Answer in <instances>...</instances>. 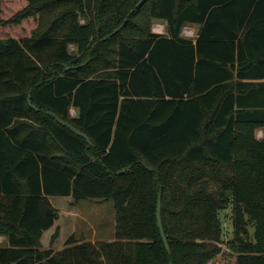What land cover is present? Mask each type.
<instances>
[{
  "label": "trees",
  "instance_id": "trees-1",
  "mask_svg": "<svg viewBox=\"0 0 264 264\" xmlns=\"http://www.w3.org/2000/svg\"><path fill=\"white\" fill-rule=\"evenodd\" d=\"M27 1L37 30L0 39V264H209L228 208L235 264H264V0ZM54 197L114 200L115 238H62Z\"/></svg>",
  "mask_w": 264,
  "mask_h": 264
},
{
  "label": "rangeland",
  "instance_id": "rangeland-1",
  "mask_svg": "<svg viewBox=\"0 0 264 264\" xmlns=\"http://www.w3.org/2000/svg\"><path fill=\"white\" fill-rule=\"evenodd\" d=\"M2 18L4 24L0 28V39H7L9 37L22 38L24 36H31L39 27L40 14L36 13L28 17L20 18L14 21L17 13L24 9L28 1L27 0H2ZM12 20V21H10ZM165 24L160 21L153 23V31L165 33L166 28L162 25ZM159 27H163L159 30ZM197 34V29L194 26L186 25L183 29L182 35L184 37L194 38ZM75 46L71 45L70 50L74 51ZM72 114H75V110H71ZM264 127L256 130L258 138L263 137L262 132ZM52 203L60 211V220H58V228L63 227L66 238L72 234L77 239H86L95 237V242L110 241L115 238L116 233V209L114 200H92L82 199L77 201L73 206L70 201L71 197L51 198ZM232 210L228 208L221 212V218L223 221V242L220 246L223 248L221 254L213 259L209 264H235V255L229 249V243L233 239L234 227L231 222ZM56 228V227H55ZM54 228V230H55ZM244 232L253 233V228L243 225ZM6 239L0 236V245H6ZM60 249V248H59Z\"/></svg>",
  "mask_w": 264,
  "mask_h": 264
},
{
  "label": "water",
  "instance_id": "water-1",
  "mask_svg": "<svg viewBox=\"0 0 264 264\" xmlns=\"http://www.w3.org/2000/svg\"><path fill=\"white\" fill-rule=\"evenodd\" d=\"M141 4V3H140ZM138 4V5H140ZM28 101H29V104L38 109V107H36V105H34L32 103V90L30 91V94L28 96ZM51 116H53L54 118H56V120L62 124L63 126L65 127H68L71 131H73L75 134L77 135H80L82 137H84L88 143L90 145H94L93 141L90 139V137L85 133L83 132L82 130H80L79 128H77L76 126H74L72 123L60 118L56 113L52 112V111H49L48 112ZM126 171V168L118 171V173H121V172H125ZM162 198H161V193L159 194V198H158V206H157V221H158V226H159V229H160V232H161V236L163 238V241H164V244H165V247L167 249V251L169 253H171V248H170V244H169V241H168V238L166 236V233H165V230H164V225H163V220H162Z\"/></svg>",
  "mask_w": 264,
  "mask_h": 264
},
{
  "label": "crops",
  "instance_id": "crops-1",
  "mask_svg": "<svg viewBox=\"0 0 264 264\" xmlns=\"http://www.w3.org/2000/svg\"><path fill=\"white\" fill-rule=\"evenodd\" d=\"M165 28H166V23L165 24H162ZM191 26H194V27H196V29H197V31H198V29H199V25H197V24H190ZM156 32V31H155ZM157 33H162V32H157ZM75 110V109H74ZM75 113H76V111H75ZM262 132L264 133V130H262ZM86 241H92L93 243H96L95 241V237H91V238H86L85 239ZM111 240H113V239H111ZM103 241V240H102ZM62 249L63 248V246H61V247H58L57 249Z\"/></svg>",
  "mask_w": 264,
  "mask_h": 264
},
{
  "label": "bare ground",
  "instance_id": "bare-ground-1",
  "mask_svg": "<svg viewBox=\"0 0 264 264\" xmlns=\"http://www.w3.org/2000/svg\"><path fill=\"white\" fill-rule=\"evenodd\" d=\"M163 29V27H159V30H162Z\"/></svg>",
  "mask_w": 264,
  "mask_h": 264
},
{
  "label": "built area",
  "instance_id": "built-area-1",
  "mask_svg": "<svg viewBox=\"0 0 264 264\" xmlns=\"http://www.w3.org/2000/svg\"><path fill=\"white\" fill-rule=\"evenodd\" d=\"M74 115V114H73Z\"/></svg>",
  "mask_w": 264,
  "mask_h": 264
}]
</instances>
